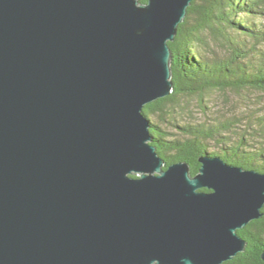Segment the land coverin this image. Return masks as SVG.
Masks as SVG:
<instances>
[{
  "label": "water",
  "instance_id": "95a60500",
  "mask_svg": "<svg viewBox=\"0 0 264 264\" xmlns=\"http://www.w3.org/2000/svg\"><path fill=\"white\" fill-rule=\"evenodd\" d=\"M191 1L0 0V264H221L245 250L264 172L208 155L194 174L166 165L142 111L173 92L168 42Z\"/></svg>",
  "mask_w": 264,
  "mask_h": 264
},
{
  "label": "trees",
  "instance_id": "16d2710c",
  "mask_svg": "<svg viewBox=\"0 0 264 264\" xmlns=\"http://www.w3.org/2000/svg\"><path fill=\"white\" fill-rule=\"evenodd\" d=\"M168 45L173 92L142 110L166 165L187 161L194 174L208 155L264 172V103L255 97L264 96V0H192ZM212 93L233 94L241 105L214 111ZM237 232L245 250L221 264H264V214Z\"/></svg>",
  "mask_w": 264,
  "mask_h": 264
},
{
  "label": "rangeland",
  "instance_id": "374dc122",
  "mask_svg": "<svg viewBox=\"0 0 264 264\" xmlns=\"http://www.w3.org/2000/svg\"><path fill=\"white\" fill-rule=\"evenodd\" d=\"M255 97H257V100H259V101L263 100V101H260V102L264 103V96L261 97V96L257 95ZM210 99H211V101L208 102V104L211 106V108L214 111H216V109H218V108L222 109V110L233 109L234 107L238 108L241 105L240 99L236 98L233 94L229 95V94L212 93V95L210 96ZM250 101H251V103L255 102L253 100V97H252V99ZM260 102L254 103V104L257 105V106L262 105V103L259 104ZM192 104H193L192 105V113L194 114L195 117H197V118L200 117L201 114L198 113V109H197L198 107H197L196 103L194 102ZM152 120H153V118H152ZM157 122L159 124H161L159 121H157ZM164 127H166V126H164ZM166 128H168V131L170 133H175L176 129L174 127H172L171 125H167Z\"/></svg>",
  "mask_w": 264,
  "mask_h": 264
}]
</instances>
